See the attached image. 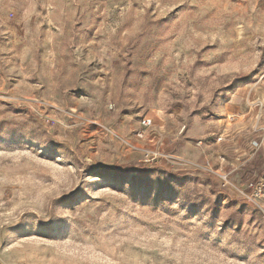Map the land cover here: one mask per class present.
<instances>
[{
	"label": "rangeland",
	"instance_id": "obj_1",
	"mask_svg": "<svg viewBox=\"0 0 264 264\" xmlns=\"http://www.w3.org/2000/svg\"><path fill=\"white\" fill-rule=\"evenodd\" d=\"M263 174L264 0H0V264H264Z\"/></svg>",
	"mask_w": 264,
	"mask_h": 264
},
{
	"label": "built area",
	"instance_id": "obj_2",
	"mask_svg": "<svg viewBox=\"0 0 264 264\" xmlns=\"http://www.w3.org/2000/svg\"><path fill=\"white\" fill-rule=\"evenodd\" d=\"M140 124L144 128L150 127L152 126V119L144 117L141 119ZM199 144H201V142H199ZM219 177L223 186L229 183L226 175L219 174ZM246 190L247 192L245 193V197L249 201L264 199V174L252 181H249L246 184Z\"/></svg>",
	"mask_w": 264,
	"mask_h": 264
}]
</instances>
